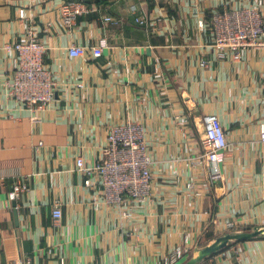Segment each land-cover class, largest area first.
I'll list each match as a JSON object with an SVG mask.
<instances>
[{
  "label": "crops",
  "instance_id": "1",
  "mask_svg": "<svg viewBox=\"0 0 264 264\" xmlns=\"http://www.w3.org/2000/svg\"><path fill=\"white\" fill-rule=\"evenodd\" d=\"M63 1L0 0V82L18 65L5 45L30 31L46 43L59 81L55 101L38 110L0 86V264H163L185 235L197 243L240 232L230 225L264 232V49L220 59L209 27L215 11L264 10V0H86L91 11L72 26L62 21ZM102 41L104 53L94 57L91 47ZM72 45L87 52L73 56ZM209 113L229 140L214 181L202 158ZM127 120L144 124L154 162L151 196L131 199L124 216L103 201L95 207L102 185L85 183L77 157L94 164L109 128ZM17 183L28 189L12 198ZM261 244L222 264H262Z\"/></svg>",
  "mask_w": 264,
  "mask_h": 264
},
{
  "label": "built area",
  "instance_id": "2",
  "mask_svg": "<svg viewBox=\"0 0 264 264\" xmlns=\"http://www.w3.org/2000/svg\"><path fill=\"white\" fill-rule=\"evenodd\" d=\"M90 11L91 6L86 0H64L60 6L62 21L66 26L74 25L80 15ZM105 19L114 20L111 15H107ZM136 20L142 25L148 23L145 18L137 17ZM204 24L205 21L201 20V25ZM209 27L220 59L239 62L245 51L264 49V10L254 5L215 11ZM30 33L26 41L5 45L6 50L17 53L18 65L13 76L1 81L0 86L3 84L9 96L29 109H46L56 99L59 81L45 62L48 51L46 43L32 31ZM105 45L106 42L102 41L92 46L93 56L101 57ZM86 52L87 47L82 45H72L69 49L73 56ZM208 63L207 59L201 61L202 66H207ZM259 140L264 145V110L259 124ZM228 146L227 132L220 116L216 113L207 114L202 158L206 161L209 178L213 181L222 176V163ZM153 162L146 139V128L141 122L133 120L114 124L109 128L102 156L94 164H87L82 156L77 157V167L85 174V183L94 186L99 182L102 185L103 199L95 196V207L99 208L103 202L114 205L124 216L129 215L128 202L131 199L144 201L151 196ZM188 185L194 188L193 182ZM26 189V184L17 183L11 197H18ZM62 216V204L57 200L53 205L54 222L58 224ZM194 244L196 243L190 236L185 235L183 241L165 255L163 264H180L187 253L193 254L198 249L194 248ZM25 263L32 264V261L28 258Z\"/></svg>",
  "mask_w": 264,
  "mask_h": 264
},
{
  "label": "rangeland",
  "instance_id": "3",
  "mask_svg": "<svg viewBox=\"0 0 264 264\" xmlns=\"http://www.w3.org/2000/svg\"><path fill=\"white\" fill-rule=\"evenodd\" d=\"M230 231H235V230H240L241 231H250L253 232L258 228H254V227H249L248 229H237L236 225H230ZM215 240V237H211V236H206L203 240L199 239V241H197L196 244H194V248H200L203 247L211 242H213ZM264 242V232H259L258 234L249 237V238H234L233 240H231L229 242V244L210 254L209 256H207L205 259H203L202 261L204 262V264H222L223 261H227V257L228 256H240V253L243 252V248L245 245H250V244H254L257 246H263ZM192 252L187 253L181 260L180 264L185 262L186 260H188L192 255ZM262 264H264V260H261ZM61 264H65L63 259L61 260Z\"/></svg>",
  "mask_w": 264,
  "mask_h": 264
},
{
  "label": "water",
  "instance_id": "4",
  "mask_svg": "<svg viewBox=\"0 0 264 264\" xmlns=\"http://www.w3.org/2000/svg\"><path fill=\"white\" fill-rule=\"evenodd\" d=\"M259 232H261V230L256 229L253 232L250 231H242V232H234V233L230 232L221 235L217 237L213 242L196 249L192 254V256L181 264H199V262H201L210 254L226 247L229 244V242L234 238H249L258 234Z\"/></svg>",
  "mask_w": 264,
  "mask_h": 264
}]
</instances>
